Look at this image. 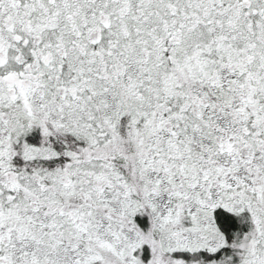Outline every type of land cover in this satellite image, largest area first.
I'll list each match as a JSON object with an SVG mask.
<instances>
[{"label":"snow or ice","instance_id":"snow-or-ice-1","mask_svg":"<svg viewBox=\"0 0 264 264\" xmlns=\"http://www.w3.org/2000/svg\"><path fill=\"white\" fill-rule=\"evenodd\" d=\"M0 264H264V0H0Z\"/></svg>","mask_w":264,"mask_h":264}]
</instances>
